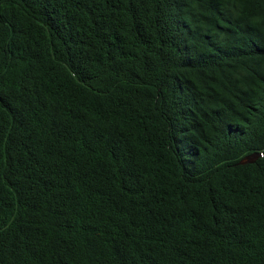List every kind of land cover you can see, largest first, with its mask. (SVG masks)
Returning <instances> with one entry per match:
<instances>
[{
  "label": "trees",
  "instance_id": "16d2710c",
  "mask_svg": "<svg viewBox=\"0 0 264 264\" xmlns=\"http://www.w3.org/2000/svg\"><path fill=\"white\" fill-rule=\"evenodd\" d=\"M264 0H0V264H264Z\"/></svg>",
  "mask_w": 264,
  "mask_h": 264
},
{
  "label": "water",
  "instance_id": "95a60500",
  "mask_svg": "<svg viewBox=\"0 0 264 264\" xmlns=\"http://www.w3.org/2000/svg\"><path fill=\"white\" fill-rule=\"evenodd\" d=\"M263 153H251L246 156H244L237 164L238 165H246V164H253L255 163L259 158L263 157Z\"/></svg>",
  "mask_w": 264,
  "mask_h": 264
}]
</instances>
